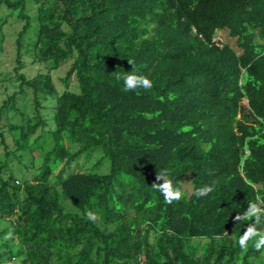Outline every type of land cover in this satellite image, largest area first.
I'll use <instances>...</instances> for the list:
<instances>
[{
	"label": "trees",
	"instance_id": "obj_1",
	"mask_svg": "<svg viewBox=\"0 0 264 264\" xmlns=\"http://www.w3.org/2000/svg\"><path fill=\"white\" fill-rule=\"evenodd\" d=\"M12 21L0 264H264L237 243L252 221L233 219L264 201V0H0ZM24 56L47 70L28 77ZM66 60L59 91L50 71ZM128 61L151 89L124 90ZM159 170L183 199L153 189Z\"/></svg>",
	"mask_w": 264,
	"mask_h": 264
},
{
	"label": "clouds",
	"instance_id": "obj_2",
	"mask_svg": "<svg viewBox=\"0 0 264 264\" xmlns=\"http://www.w3.org/2000/svg\"><path fill=\"white\" fill-rule=\"evenodd\" d=\"M131 66V70L127 73L121 75L119 72L116 73L117 80H123L124 90L125 91H135L139 88L145 90L151 89L152 81L145 75L139 74L134 67L132 61H128ZM170 98H174L170 96ZM154 190L159 191L166 203L171 204L173 201H179L184 198V193L181 190V187L174 184L173 180L170 179V174L167 170H159L155 173V180L152 185ZM215 182L212 184L203 185L194 191V195L197 198L207 197L211 192L214 191ZM264 201L250 202L247 206V209L242 213H238L233 219L235 223L242 222L245 220H251L239 237L237 243L241 250L247 251L248 242L254 241V247L257 251L261 248H264V232L258 230V225L264 220ZM86 216L89 220L95 221L97 214L91 210L86 213ZM11 237V232L5 237L8 239Z\"/></svg>",
	"mask_w": 264,
	"mask_h": 264
},
{
	"label": "rangeland",
	"instance_id": "obj_3",
	"mask_svg": "<svg viewBox=\"0 0 264 264\" xmlns=\"http://www.w3.org/2000/svg\"><path fill=\"white\" fill-rule=\"evenodd\" d=\"M13 20V19H11ZM10 20V21H11ZM21 22H9L5 23L3 26L0 25V78L2 77L1 74H4L7 78H13L14 70L13 67L15 66V38L17 31L19 30ZM217 36L221 38L223 41L229 42L232 47L236 48L235 40L233 38H229L226 32L219 31ZM239 51L238 49H236ZM25 62L24 67L21 68V71L25 73L28 77L34 76L37 72L41 71L44 72L47 70L46 66L42 63H32L30 59L26 56L23 57ZM71 60H66L62 62L59 68L50 71L52 79L56 84L59 91L64 88V85L61 81V78L65 75ZM15 84H10L6 90L0 87V103L1 101L14 90H17L18 82H14ZM69 86L71 89H75V78L71 76L69 78ZM27 99H31L30 96ZM31 102H27L25 109L27 113H31L33 111V105L30 104ZM54 106L53 101L46 102V105L41 108L42 113L47 114L52 112V107ZM48 115V114H47ZM50 117V116H49ZM14 121L19 120V116L15 115ZM52 123H50L51 125ZM82 161V159L80 160ZM73 165V167H72ZM71 167L74 168V162L71 163ZM182 189L185 190L187 193L191 190V184L188 180H184L182 183Z\"/></svg>",
	"mask_w": 264,
	"mask_h": 264
}]
</instances>
